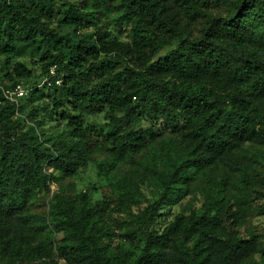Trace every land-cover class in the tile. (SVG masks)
<instances>
[{
    "label": "trees",
    "instance_id": "16d2710c",
    "mask_svg": "<svg viewBox=\"0 0 264 264\" xmlns=\"http://www.w3.org/2000/svg\"><path fill=\"white\" fill-rule=\"evenodd\" d=\"M220 5L221 0H84L60 13V22L73 28V34H62L52 24L56 0H0V49L38 59L41 76L57 93L54 110L71 129V139L49 144L41 138L40 124L24 114L28 98L17 104L4 94L33 76L24 63L13 64L8 82L0 84L3 256L18 264H55L57 255L74 263L164 264L161 248L180 230L187 264H211L213 246L221 251L216 264H247L255 251L264 257V233H236L248 217L264 215V148L247 146L264 141V0H236L224 10ZM114 13L118 25L130 27V42L108 31L91 38L77 34ZM83 109L106 111L102 135L84 126ZM146 121L152 126L142 130ZM160 132L176 139L160 142ZM102 146L110 163L99 166V175L145 154L161 189L155 202L115 221L124 238L144 243L133 263L130 254L116 258L103 245L115 235L106 223L110 202L91 205L87 194L76 198L52 189L58 183L54 172L74 175ZM195 188L205 200L202 207L183 206L155 234L161 210ZM42 197L48 211L32 220L29 210ZM140 203L125 193L115 209ZM29 222L38 232L29 230ZM43 230L48 232L39 238Z\"/></svg>",
    "mask_w": 264,
    "mask_h": 264
},
{
    "label": "rangeland",
    "instance_id": "374dc122",
    "mask_svg": "<svg viewBox=\"0 0 264 264\" xmlns=\"http://www.w3.org/2000/svg\"><path fill=\"white\" fill-rule=\"evenodd\" d=\"M84 0H56V12L52 19V24L58 28L62 34H73V28L63 25L60 20L62 16L60 13L66 10L69 6L80 7ZM236 0H221V9H225V5L232 6ZM116 14L110 17H103L98 21L97 25H91L82 28L77 34L81 37H93L101 31H108L112 37L117 38L123 42L131 41V29L126 24L118 25L115 22ZM16 63H24L28 68L32 69L33 76L27 81L21 82L26 97L28 98L23 104L24 114L28 116L30 123L38 122L40 124L39 131L41 138L52 144L58 139H71L69 128L66 121L61 120L59 115L54 110L53 100L57 93L50 86L47 78L41 76L40 63L37 58L32 57L30 54L21 57H15L12 54L3 53L0 49V84H6L8 78L6 73L10 70L11 66ZM124 65L118 69L123 70ZM38 89V92L35 90ZM84 113V126H94L100 132L104 133L106 129V111L101 113L93 112L92 110L83 109ZM76 114V113H73ZM151 121H146L142 125V130L151 128ZM103 132V133H102ZM160 142H170L176 139V135L171 132H160L157 136ZM247 146L254 148H264V141L260 138L257 142L249 143ZM252 149V150H254ZM159 148H157V151ZM109 153L106 151L105 146H102L100 151L94 156L93 161L86 163L74 175L65 177L61 176L59 172H54L53 175L58 179L57 184L52 185V189L63 191L66 195L78 198L83 194H87V202L91 205L99 201H108L111 203L112 212L106 217V223L115 229V235L110 238L104 239L103 245L106 246L111 255L116 258L130 254L128 258L129 263L138 260L144 243L140 239L129 240L123 237V231L117 229L115 221H123L130 216V213L136 214L139 210L143 209L147 204L155 202L161 194V189L154 178L151 167V158L145 157V154L134 155L120 160L107 175H99V166L110 163L107 158ZM161 167V163L159 164ZM47 173L51 169H45ZM134 194L141 200L139 205H133L129 210L115 209V204L118 203L119 198L125 194ZM205 202L203 195L200 191L189 189L187 193L183 190L180 192L178 198L173 200L171 204L161 210V216L158 225L155 227V234L160 235L168 224L174 219V215L180 212L181 208L187 204H193L196 209H200ZM48 206L45 205L44 198H39L30 208V219L34 220L36 215L47 213ZM188 212L186 213V215ZM32 226L29 230L32 233L38 232L36 223L29 222ZM37 228V229H36ZM37 230V231H36ZM48 230L38 233L39 238L44 237ZM236 233L244 238H251L252 233H264V215L248 217L245 223L236 229ZM222 235L223 233H219ZM169 243L162 246V251L165 255L164 264H187L184 257L186 245H182V232L175 231L169 235ZM221 251L217 246H213L209 262L216 264L220 260ZM50 264L49 260L45 261ZM0 264H18L10 258L3 256L0 253ZM55 264H88L86 261L81 263H74L70 256L56 257ZM247 264H264V257L255 251L250 257Z\"/></svg>",
    "mask_w": 264,
    "mask_h": 264
},
{
    "label": "built area",
    "instance_id": "2783aa9c",
    "mask_svg": "<svg viewBox=\"0 0 264 264\" xmlns=\"http://www.w3.org/2000/svg\"><path fill=\"white\" fill-rule=\"evenodd\" d=\"M52 74H54V70L52 71ZM60 83V82H58ZM7 99H9L12 102L19 103V99L25 97L27 94L23 89L22 84L17 85L13 90L10 92H4Z\"/></svg>",
    "mask_w": 264,
    "mask_h": 264
}]
</instances>
